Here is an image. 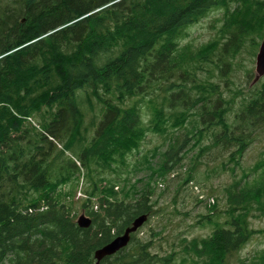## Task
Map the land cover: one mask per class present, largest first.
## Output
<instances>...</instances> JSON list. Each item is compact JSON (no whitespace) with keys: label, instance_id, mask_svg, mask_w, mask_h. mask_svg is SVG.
<instances>
[{"label":"trees","instance_id":"trees-1","mask_svg":"<svg viewBox=\"0 0 264 264\" xmlns=\"http://www.w3.org/2000/svg\"><path fill=\"white\" fill-rule=\"evenodd\" d=\"M212 13L215 36L196 46L191 30ZM263 38L264 0H0V264H97L96 250L162 213L155 187L164 194L173 182L176 197L193 182L216 199L208 207L195 196L206 213L192 227L210 234L180 232L177 244L174 225L148 221L99 264H230L257 234L252 220L264 219V170L220 193L199 173L203 159L227 153L233 173L264 132V78L232 80ZM152 134L167 149L128 164ZM81 170L87 199L75 201ZM82 212L88 229L77 225ZM243 264H264V251Z\"/></svg>","mask_w":264,"mask_h":264},{"label":"rangeland","instance_id":"rangeland-1","mask_svg":"<svg viewBox=\"0 0 264 264\" xmlns=\"http://www.w3.org/2000/svg\"><path fill=\"white\" fill-rule=\"evenodd\" d=\"M221 14L212 13L208 15L206 19H203L199 24L195 25L188 37L189 40L194 42L196 46H199L202 43H206L208 40L212 39L215 36V31L211 28L212 21L214 22L216 19L220 18ZM236 75L232 78L233 82H236V85H245L248 80L255 73V59H250L248 56H244V58H240L235 65ZM145 119L147 117L144 116ZM192 129L191 124H188L184 127L182 132H178L179 136L183 135V132ZM171 131V130H169ZM153 135V134H152ZM149 135L142 144L140 148V154L135 155L134 157H129L128 164L136 165L137 162L141 163V158L143 155L149 153L150 151L159 150V153H162L167 149V144L169 142L163 141L159 135ZM209 140H206L205 143H208ZM229 149H234L229 148ZM231 152H234L232 150ZM264 132L259 133L256 136V140L251 144V146L245 151L243 156L238 160L239 164L235 167V171L232 173L230 168H234L233 165L229 166L230 168L224 169L222 163L225 162V158L228 156V153L225 154V157H218L216 159L205 158L203 159L204 163L209 164L208 167H202L201 172L199 173V178L202 185L206 188V190H214L213 188L218 190V193L222 192V190L226 187H229L237 180H241L244 178V183L250 182V185L255 183V179L261 175L260 173L264 170ZM161 158H156L153 161L154 164L159 163ZM145 165V164H144ZM191 155L185 161L184 167L191 166ZM141 166V165H140ZM141 168V167H140ZM133 171L132 167L128 170L123 168V176H127L128 173ZM214 171V172H213ZM121 174V175H122ZM149 172L146 170H142V172L138 173V178L146 179ZM259 175V176H258ZM258 176V177H257ZM170 191L165 192L163 194L164 189L159 188L158 185L155 187L154 198L157 201V205L159 206L162 213L160 215L156 214L154 217H149L148 221H152L153 225H157L160 220L163 221L164 225L173 226L172 234L170 235V240L176 241L178 244L179 240L176 239L179 237L180 232H185L188 237H205L207 234H210L209 228L202 227L199 225L193 226L194 217L197 215L205 214L206 210L202 206L195 205V195L191 192V190H187V193H184L183 198H179L174 196L176 189V182H173L170 186ZM173 200L177 201V205L173 202ZM177 207V211L184 214L188 213L192 217V219L185 220L182 222V216L176 215L174 210ZM225 202L221 201L220 209L225 210ZM225 216H223L224 221ZM147 218L144 222H148ZM144 230L149 228L146 224ZM142 227V228H143ZM251 227L255 229L257 232L242 248L240 252L235 254V257L230 260V264H243V263H251L258 256H260L264 251V236L260 233L264 231V219H254L251 222ZM172 228V227H171ZM164 244V243H163ZM172 242L164 248V254L171 252ZM177 246V245H176ZM161 249V247H159ZM156 249L155 251H159Z\"/></svg>","mask_w":264,"mask_h":264},{"label":"water","instance_id":"water-1","mask_svg":"<svg viewBox=\"0 0 264 264\" xmlns=\"http://www.w3.org/2000/svg\"><path fill=\"white\" fill-rule=\"evenodd\" d=\"M256 73H257V79L259 77L264 75V41L261 45L260 52L257 57V65H256ZM144 219H138L135 223L133 228L128 229L123 237H120L116 239L114 242H112L110 245L106 246L102 250L97 252V258H103L105 256L111 255L125 247L129 241V234L133 231H135L142 223ZM79 225L81 227H88L90 225V221L86 219L84 216L80 217L78 221Z\"/></svg>","mask_w":264,"mask_h":264}]
</instances>
